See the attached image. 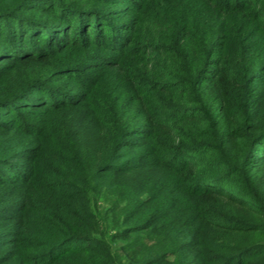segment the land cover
I'll return each mask as SVG.
<instances>
[{"label":"trees","instance_id":"1","mask_svg":"<svg viewBox=\"0 0 264 264\" xmlns=\"http://www.w3.org/2000/svg\"><path fill=\"white\" fill-rule=\"evenodd\" d=\"M98 201L141 264H258L264 0H0V264H116Z\"/></svg>","mask_w":264,"mask_h":264},{"label":"rangeland","instance_id":"2","mask_svg":"<svg viewBox=\"0 0 264 264\" xmlns=\"http://www.w3.org/2000/svg\"><path fill=\"white\" fill-rule=\"evenodd\" d=\"M91 56L88 58V61ZM79 61V60H78ZM87 61V60H86ZM83 110L81 113H75L71 117L77 116L81 120H83ZM94 204V203H93ZM96 209L98 212V217H99V223H100V233L96 234L89 240H82L79 242H76L73 246L76 248L79 247L80 249H85V247H102L101 249V254H104L105 257L111 258L113 262L116 264H141L145 257L143 254L139 251L138 247L131 241H126V240H120L115 238L117 235V231L121 230L122 227L119 224V216L110 214L108 209V202L104 201H98L95 203ZM221 241L222 238H221ZM151 243V242H148ZM223 247V246H222ZM221 251H226L225 248H222ZM261 257L260 261H258V264H264V250L259 252ZM251 254H246V255H241L239 256V260L241 261H247L250 257ZM236 256L233 255L232 253L227 254L226 260L227 264H236L237 260L234 262L231 260V257ZM248 258V259H247ZM247 259V260H246Z\"/></svg>","mask_w":264,"mask_h":264}]
</instances>
